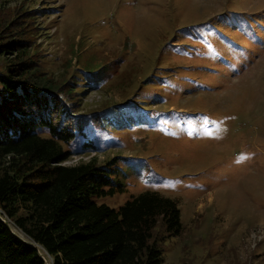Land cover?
Instances as JSON below:
<instances>
[{
    "label": "rangeland",
    "instance_id": "obj_1",
    "mask_svg": "<svg viewBox=\"0 0 264 264\" xmlns=\"http://www.w3.org/2000/svg\"><path fill=\"white\" fill-rule=\"evenodd\" d=\"M47 1L57 9L41 39L48 68L59 75L70 66L86 111L127 104L140 109L141 119L125 130L122 146L62 164L114 154L152 161L163 184L149 185L143 176L139 186L176 199L186 227L164 264H264V0H29L28 6ZM69 148L83 150L77 140ZM184 174L195 175L193 183L176 187ZM128 199L129 193L95 198L116 209Z\"/></svg>",
    "mask_w": 264,
    "mask_h": 264
},
{
    "label": "trees",
    "instance_id": "obj_2",
    "mask_svg": "<svg viewBox=\"0 0 264 264\" xmlns=\"http://www.w3.org/2000/svg\"><path fill=\"white\" fill-rule=\"evenodd\" d=\"M28 3L0 0V208L53 264H164L186 227L176 199L139 186L143 176L163 184L152 161L114 154L62 164L122 146L125 130L141 123L140 109L106 104L86 111L75 72L68 66L56 75L46 61L41 39L51 28L44 23L57 9ZM75 140L82 152L70 150ZM191 176L176 187L191 185ZM124 193L130 199L119 209L95 200ZM9 222L0 217V264H47L44 250ZM212 245L213 238L205 247Z\"/></svg>",
    "mask_w": 264,
    "mask_h": 264
},
{
    "label": "built area",
    "instance_id": "obj_3",
    "mask_svg": "<svg viewBox=\"0 0 264 264\" xmlns=\"http://www.w3.org/2000/svg\"><path fill=\"white\" fill-rule=\"evenodd\" d=\"M0 212H1V211H0ZM0 217H1L3 220H5V219L1 216V213H0ZM5 221H6V220H5ZM13 231H14L15 234L19 235V234L16 232V230H14V228H13ZM20 236H21V235H20ZM33 244L36 245L35 247H39V246H40V245L36 244L35 242H33ZM39 248H40V247H39ZM43 252H44L45 254H48L45 250H44ZM43 252H41V255L43 256L44 260H45L47 263H49V261H47V259H46V256L42 254ZM48 255H49V254H48Z\"/></svg>",
    "mask_w": 264,
    "mask_h": 264
}]
</instances>
